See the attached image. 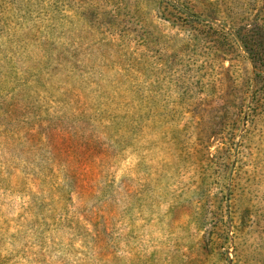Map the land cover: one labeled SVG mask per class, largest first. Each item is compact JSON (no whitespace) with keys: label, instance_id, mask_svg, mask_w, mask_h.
<instances>
[{"label":"rangeland","instance_id":"obj_1","mask_svg":"<svg viewBox=\"0 0 264 264\" xmlns=\"http://www.w3.org/2000/svg\"><path fill=\"white\" fill-rule=\"evenodd\" d=\"M0 264H264V0H0Z\"/></svg>","mask_w":264,"mask_h":264}]
</instances>
